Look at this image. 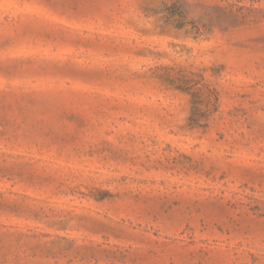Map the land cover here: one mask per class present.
<instances>
[{
	"label": "rangeland",
	"instance_id": "obj_1",
	"mask_svg": "<svg viewBox=\"0 0 264 264\" xmlns=\"http://www.w3.org/2000/svg\"><path fill=\"white\" fill-rule=\"evenodd\" d=\"M0 264H264V0H0Z\"/></svg>",
	"mask_w": 264,
	"mask_h": 264
},
{
	"label": "trees",
	"instance_id": "obj_2",
	"mask_svg": "<svg viewBox=\"0 0 264 264\" xmlns=\"http://www.w3.org/2000/svg\"><path fill=\"white\" fill-rule=\"evenodd\" d=\"M192 96H193V103H194V107H195V110L199 111L200 109L197 108L198 104H199V96H198V93H193L192 92ZM197 112H194V115L191 116V120L195 123L196 120L198 121L199 118L197 117Z\"/></svg>",
	"mask_w": 264,
	"mask_h": 264
}]
</instances>
